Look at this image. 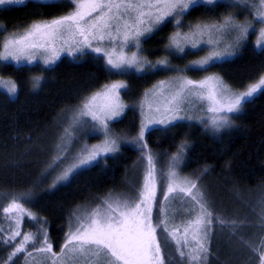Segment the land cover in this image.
Wrapping results in <instances>:
<instances>
[{"label":"snow or ice","instance_id":"snow-or-ice-1","mask_svg":"<svg viewBox=\"0 0 264 264\" xmlns=\"http://www.w3.org/2000/svg\"><path fill=\"white\" fill-rule=\"evenodd\" d=\"M37 2L44 6L66 4L71 10L33 21L19 31L8 32L0 25V62L18 69L40 65L43 71L54 70L65 54L74 60L91 57L103 62L109 76L121 79L80 97L35 187L48 183L50 189H55L68 184L84 171L106 165L108 158L121 152L122 144L132 145L144 165L140 182L131 185L132 194L109 193L95 207L71 214L58 252L49 238L47 221L26 206L34 204L32 193L3 194L7 203L0 211L7 227L0 226V244L8 254L0 264H170V259H175L165 250L170 245L180 264H211L213 240L225 232L229 240L236 237L239 245L249 251L245 264H264V199L260 201L259 239H245L241 229L246 221L217 213L199 178L180 174L179 165L191 148L187 137L176 145L166 170L158 168V159L149 147V139L157 134L172 138L170 134L183 127L182 121L194 119L189 114L193 112L205 113L195 119L213 133L230 129L246 104L257 94H264V74L242 91L234 90L214 73L201 79L187 75L208 73L230 61L246 44L253 43V36L254 48L264 55V0ZM26 3L0 0V12ZM220 8L229 11L216 16ZM198 11L206 12L208 18L185 23ZM241 13H245L243 18ZM169 26L173 31L167 37L164 55L153 62L145 54L144 44ZM200 52L206 54L183 68L169 59L187 60ZM161 72L174 75L147 89L137 104L125 102L123 97L131 94V88L124 77ZM43 79L42 75L33 76L32 89H39ZM20 89L17 81L0 76V90L10 99H16ZM130 107L139 111L138 125L129 134L114 132L113 122H122ZM80 132L101 142L84 144L69 156ZM26 217L35 222V232L23 230Z\"/></svg>","mask_w":264,"mask_h":264},{"label":"trees","instance_id":"trees-1","mask_svg":"<svg viewBox=\"0 0 264 264\" xmlns=\"http://www.w3.org/2000/svg\"><path fill=\"white\" fill-rule=\"evenodd\" d=\"M70 10L66 4L44 6L37 1H27L25 6L0 12V25L8 32L19 31L33 21L51 19ZM228 11L227 8H220L215 15ZM207 18L206 12L198 11L187 17L185 23ZM172 31L173 27L169 26L160 36L144 44L145 54L150 60L155 62L163 57L167 37ZM250 39L253 43L246 44L230 61L213 67L211 72H189L187 75L201 79L204 75L214 73L234 90H244L249 83L264 74V55L254 48L255 37ZM204 53L189 56L187 60L175 57L169 59L174 65L183 68ZM41 68L40 65H34L18 69L15 65L5 66L0 62V76L21 85L18 97L14 100L0 91V209L7 203L3 194L30 191L34 204L26 206L47 221L49 238L58 252L64 242L71 214L78 209L95 207L109 193L132 194L131 185L140 182L144 161L133 146L122 144L121 152L108 158L106 165L84 171L68 184L57 185L55 189H50L48 183L35 187L80 97L104 83L121 79L119 76H109L103 62L91 57L74 60L64 56L54 66V70L41 71ZM40 75L44 78L41 87L33 90L30 80ZM172 75L173 72H161L124 77L131 94L123 99L130 106L137 104L147 89ZM121 120L113 122L114 132L132 133L134 126L139 123L138 109L130 107ZM181 123L183 127L170 134L172 138L157 134L149 139V147L158 159V168L166 170L169 157L177 150L176 145L187 137L191 148L181 165L183 176L199 178V182L210 193L214 210L225 216L245 220L241 229L245 239L258 240L260 201L264 199V94L249 101L244 112L234 119V126L221 135L211 134L198 122ZM0 226L7 227L2 211ZM23 230L35 232L37 226L26 217ZM237 248L240 250L236 251ZM213 249L211 264H245L250 256L249 251L239 245L236 237L229 240L227 232L217 234ZM165 250L175 257L170 259V264H180L174 246L170 245ZM7 254L8 249L0 244V262Z\"/></svg>","mask_w":264,"mask_h":264},{"label":"rangeland","instance_id":"rangeland-1","mask_svg":"<svg viewBox=\"0 0 264 264\" xmlns=\"http://www.w3.org/2000/svg\"><path fill=\"white\" fill-rule=\"evenodd\" d=\"M27 1H37V0H27ZM239 10V9H237ZM245 13H241V15H244ZM0 33H3V28H0ZM198 51V50H197ZM206 53H204L205 55ZM64 56H68V55H64ZM62 56V57H64ZM61 57V58H62ZM70 57V56H69ZM58 63V62H57ZM30 66H34V65H30ZM2 92H4L3 90H0ZM6 93V92H4ZM259 95V94H257ZM190 115H193L194 116V119L193 120H190V121H193V122H197V120L195 119V117H198V116H205V113L203 111H200V112H193V113H189ZM199 123V122H198ZM201 124V123H200ZM204 126V125H203ZM206 130H208L211 134L213 135H221L222 133H225L226 131H228L229 129H226L220 133H213L210 129H207L205 128ZM100 139L99 138H95L93 136H90V135H87L86 133L84 132H80L78 133L76 139L74 140V143H73V147L70 151V156L73 155L75 153L76 150H78L80 147H82L84 144H88L89 146L93 145V144H97V143H100ZM132 146V145H131ZM184 162V160L180 163L179 165V171H180V174L183 176L182 172H181V165L182 163ZM23 264V261H21Z\"/></svg>","mask_w":264,"mask_h":264}]
</instances>
